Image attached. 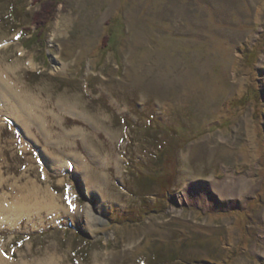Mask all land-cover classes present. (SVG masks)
Instances as JSON below:
<instances>
[{"label": "rangeland", "instance_id": "374dc122", "mask_svg": "<svg viewBox=\"0 0 264 264\" xmlns=\"http://www.w3.org/2000/svg\"><path fill=\"white\" fill-rule=\"evenodd\" d=\"M41 10L0 0L3 263L264 264V0H61L30 50Z\"/></svg>", "mask_w": 264, "mask_h": 264}, {"label": "bare ground", "instance_id": "6f19581e", "mask_svg": "<svg viewBox=\"0 0 264 264\" xmlns=\"http://www.w3.org/2000/svg\"><path fill=\"white\" fill-rule=\"evenodd\" d=\"M52 59H53V63H54V68L57 71H63V70H65L66 66L61 63V61L59 60V58L53 57ZM3 96H4V99H6L8 101V105L10 104V107H9L10 113L13 114L18 120H20V117L22 118L23 116L27 115V113L24 110V108L18 102L17 103H13L12 102L13 100L11 98V93L7 89H4ZM0 97H1V95H0ZM1 99H3V98L1 97ZM24 107H25V105H24ZM25 127L27 129H29V126L26 125V124H25ZM28 134L31 136L30 129L28 130ZM46 158H47V160L49 161L50 164H52V165L55 166L56 161L52 157L47 156ZM197 185H199L201 189H207L208 183L205 182V181H201V183H197ZM189 188L191 189L192 187L189 186L186 190H184L182 193L179 194V196H178V202L180 204H184L185 202L188 201L187 198H189L188 196H189V192H190V190H188ZM255 192L256 191L254 190L252 194H254ZM55 200L56 199L53 196H51V198L48 200V202L47 203L45 202L44 204H48V207H49L50 210H56V209L58 210L59 209V204ZM246 202H248V201L245 199L244 201L241 202V204L244 206L246 204ZM27 212H28V209H27V206L25 204H15L13 207L12 206H9V207L6 206L5 207L3 205H0V226L7 219L8 220H11L12 219V221H17L21 217H23L26 214H28ZM83 216L89 217L91 219H93V218L96 217L95 216V213L93 211V208H92V206L90 204L87 205V208L85 209ZM2 263H3V260L0 258V264H2Z\"/></svg>", "mask_w": 264, "mask_h": 264}, {"label": "trees", "instance_id": "16d2710c", "mask_svg": "<svg viewBox=\"0 0 264 264\" xmlns=\"http://www.w3.org/2000/svg\"><path fill=\"white\" fill-rule=\"evenodd\" d=\"M61 3V0H33L34 5H40L41 11L33 13L32 25L36 27V31H33L31 28L25 29L22 34L21 40L27 49H32L35 45H38V48L43 50L46 46L45 43V33L48 26L52 23L54 16L56 14L57 6ZM29 37V38H28ZM40 43V45H39ZM43 48V49H42ZM245 97L242 98V100ZM241 100V101H242ZM240 101V102H241ZM239 102V103H240ZM236 104L234 102L232 105ZM146 184L145 187H152L156 183V178L145 176Z\"/></svg>", "mask_w": 264, "mask_h": 264}, {"label": "snow or ice", "instance_id": "6c2138e0", "mask_svg": "<svg viewBox=\"0 0 264 264\" xmlns=\"http://www.w3.org/2000/svg\"><path fill=\"white\" fill-rule=\"evenodd\" d=\"M70 207H71V203H70ZM73 210H75V209H73Z\"/></svg>", "mask_w": 264, "mask_h": 264}]
</instances>
